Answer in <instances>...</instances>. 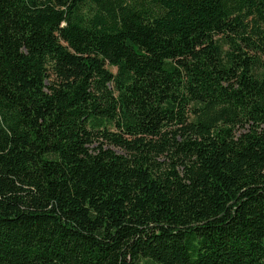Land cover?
I'll return each instance as SVG.
<instances>
[{
  "label": "trees",
  "instance_id": "trees-1",
  "mask_svg": "<svg viewBox=\"0 0 264 264\" xmlns=\"http://www.w3.org/2000/svg\"><path fill=\"white\" fill-rule=\"evenodd\" d=\"M142 259L264 264V0H0V264Z\"/></svg>",
  "mask_w": 264,
  "mask_h": 264
},
{
  "label": "rangeland",
  "instance_id": "rangeland-1",
  "mask_svg": "<svg viewBox=\"0 0 264 264\" xmlns=\"http://www.w3.org/2000/svg\"><path fill=\"white\" fill-rule=\"evenodd\" d=\"M108 69H109V70H111V71H113V72L115 71V68H113V67H110V66H108ZM115 149L118 151V149H117V148H115ZM144 261H145L144 259H142V260H141L142 264H145V262H144ZM147 264H153V263H151V262H148Z\"/></svg>",
  "mask_w": 264,
  "mask_h": 264
}]
</instances>
